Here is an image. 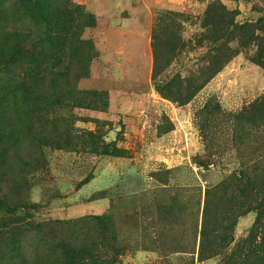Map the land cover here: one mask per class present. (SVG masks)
I'll return each instance as SVG.
<instances>
[{"label":"rangeland","instance_id":"374dc122","mask_svg":"<svg viewBox=\"0 0 264 264\" xmlns=\"http://www.w3.org/2000/svg\"><path fill=\"white\" fill-rule=\"evenodd\" d=\"M260 54L264 0H0V264H264Z\"/></svg>","mask_w":264,"mask_h":264},{"label":"trees","instance_id":"16d2710c","mask_svg":"<svg viewBox=\"0 0 264 264\" xmlns=\"http://www.w3.org/2000/svg\"><path fill=\"white\" fill-rule=\"evenodd\" d=\"M49 19H50V17H49ZM50 23L51 22H49L48 25H50ZM74 41L75 40H72V42H74ZM257 59H259V57ZM257 59H255V63H257L259 66L262 67V65L260 63L256 62ZM217 70L219 71V69H217ZM157 75H158V72L155 73V79L157 78ZM212 77H213V74H209L207 76V78L202 79L201 82H198V83L197 82H193L194 84H196V86H193L192 83L188 82L189 86L186 88L187 97L184 100L181 99L180 94L174 95L172 93H166V92H162V93L167 98L172 99L175 102H181V103L185 104V103H188L191 99H193L204 88V86L212 79ZM248 190L250 191V193H252V194L256 193L259 197H263L264 198V178H259L258 182L254 183V186L253 185H249L248 186ZM257 209L260 211V216H259V220H260L262 218V216H263V213H264V204L258 203ZM259 220H257V223H256V224H258V229L260 227H263V225H261ZM224 240H226V239H224ZM201 255H204V251H202Z\"/></svg>","mask_w":264,"mask_h":264},{"label":"crops","instance_id":"0c3cea01","mask_svg":"<svg viewBox=\"0 0 264 264\" xmlns=\"http://www.w3.org/2000/svg\"><path fill=\"white\" fill-rule=\"evenodd\" d=\"M262 54H260V55H258V56H256V57H254V58H252V59H254L253 61H254V63H255V59H257L258 57H260ZM242 56V52H241V54L239 55V57H241ZM232 62V61H231ZM234 62H235V60H234ZM255 64H257V63H255ZM256 66H258L259 68H257V70H261L262 69V71L264 70L261 66H259L258 64L256 65Z\"/></svg>","mask_w":264,"mask_h":264}]
</instances>
